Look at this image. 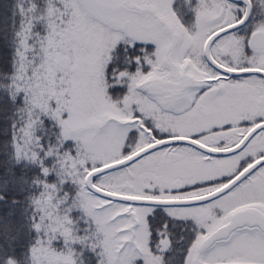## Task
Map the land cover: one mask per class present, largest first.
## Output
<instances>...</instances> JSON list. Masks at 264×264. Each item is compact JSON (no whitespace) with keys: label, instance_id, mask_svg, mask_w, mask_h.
<instances>
[{"label":"snow or ice","instance_id":"snow-or-ice-1","mask_svg":"<svg viewBox=\"0 0 264 264\" xmlns=\"http://www.w3.org/2000/svg\"><path fill=\"white\" fill-rule=\"evenodd\" d=\"M49 16L52 23L46 29L47 39L39 42L41 55L62 84L71 72L53 63L47 54L54 56L55 49L73 57L79 41L72 35V27L83 25L108 37L105 72L109 91L116 98L112 109L116 115L104 117L101 125L87 131L98 137L115 131L123 139L118 155L85 159L76 165L80 181L64 182L69 193L66 207L81 191L103 203L91 215L83 209H73L79 219H71L72 212L68 213L69 227L74 236L84 237L82 241L64 238L61 233L52 243L77 248L78 264H105L102 246L95 242L103 235L95 213L110 210L117 213L113 223L130 222V227L117 232L119 236L133 234L147 223L149 249L167 257V264L175 257L169 255L170 248L160 247L165 235L169 240L175 236L180 245V264H264V147L250 149L258 137L264 139V110L195 132H183L178 127L184 119L195 118L206 105L226 98L242 86L256 85L264 93V62L259 60L264 49L258 50L256 45L257 38L264 35V0H77L68 14L49 10ZM7 79L11 83L10 77ZM0 93L8 90L0 88ZM59 103L52 101L53 107ZM72 115L68 110L60 111L59 119L48 113L41 115L44 126L38 136L42 154L45 141L62 142L61 151L69 149L76 154L80 141L64 134L65 121ZM233 128L243 131L236 139L218 140L216 147L243 140L239 147L219 152L200 146L201 139L209 133ZM249 128L254 130L245 139L243 132ZM185 149H193L202 157L240 155V159L233 172L190 182L165 176L157 169L159 160L154 157H175ZM55 159L46 156L36 169L45 181L54 178L45 165ZM117 177L135 180L138 186L97 190V184L104 186ZM220 186L222 189L211 196L179 199L198 197ZM118 192L132 195H117ZM12 203L18 201L13 199ZM253 204L259 206L258 214L243 211ZM175 209L190 212L175 215ZM137 215L142 219L137 220ZM41 219L33 207L30 232L37 239L29 245L30 256L48 236L45 232V239H41ZM131 244L126 242L120 252ZM31 264L40 262L33 257ZM129 264L149 261L137 255L129 257Z\"/></svg>","mask_w":264,"mask_h":264},{"label":"trees","instance_id":"trees-1","mask_svg":"<svg viewBox=\"0 0 264 264\" xmlns=\"http://www.w3.org/2000/svg\"><path fill=\"white\" fill-rule=\"evenodd\" d=\"M47 3L50 4V0H43V3L40 0H0V88L8 90V93H0V260L3 264H31L33 257L40 264H78L77 248L53 244L52 240L61 233L67 239H84L74 236L73 228L69 227V212H72L71 219H79L73 211L79 208L76 198L67 207L64 203L69 195L63 187L64 182L80 181L73 170V165L79 163L77 152L73 155L69 149L61 151L62 142L49 144L45 141L42 154L38 136L44 126L40 123L41 115L52 114L46 110L38 89L44 85V67L38 66L39 42L47 39L46 31L44 37L41 34L45 25L47 28L52 23L46 18ZM92 33L85 27L73 33L79 41L78 65L88 57L85 52ZM106 52L101 53L102 57ZM48 55L54 57L51 53ZM102 57L99 55L97 65ZM48 65L50 67L47 66L43 74L55 77L56 72ZM32 68L37 70L29 76ZM49 81L51 85L57 80L51 76ZM46 156L57 158L45 165L48 172L54 173V178L48 181L36 171ZM13 199L18 203L13 204ZM33 207L42 216L41 239H45V232L48 236L44 245L37 247L30 256L29 245L37 239L30 232ZM98 243L103 249V241Z\"/></svg>","mask_w":264,"mask_h":264},{"label":"rangeland","instance_id":"rangeland-1","mask_svg":"<svg viewBox=\"0 0 264 264\" xmlns=\"http://www.w3.org/2000/svg\"><path fill=\"white\" fill-rule=\"evenodd\" d=\"M47 1L48 0H46V2ZM76 4L77 0H50V4H46V18L48 20L50 19L49 10H54L57 14L61 11L68 14V10L73 8ZM118 26L122 27L123 25ZM81 28H84V26H73L71 29L72 35L77 29L80 30ZM45 29H47L46 25ZM45 29L43 32L41 31V35H43V37L45 36ZM92 32L89 45L85 52L88 54V57H85L83 63H80L79 65L77 64L78 47L74 49V54L71 58L68 56L66 51L57 52L54 50L55 55L52 58L53 63L55 62L56 64L58 62L60 66L67 68L71 72L68 80L64 81L63 84L61 80L57 79V75L55 77L51 75L52 79L55 78L57 81H55V84L50 85L49 80L51 76L43 74L44 70L47 66H49V63L45 56H42L41 53L38 55L40 63L38 66H40V68L41 66L44 67L42 69V79L44 85L41 88H38L40 96L42 95L41 100L44 102L46 110H50L52 113L51 115L55 116L57 119H59L60 111L68 110L72 112V118L65 121L64 134L66 137H72L79 140V148L84 149V151H80L79 148L77 150L76 155L78 156V164L83 163L85 159L93 157L100 158L118 155L120 150L119 145L123 143L122 137L118 136L115 131L106 137H98L94 132L87 131L94 125L97 127L101 125L104 122V117L116 115V112L112 110L116 103V98L109 91L110 82L107 80L105 72V67L109 57L107 52L103 55V57L101 55L103 51L107 50L108 37L100 32ZM112 38L115 39L116 36L113 35ZM99 55L103 59L101 60L100 65H97L96 60ZM33 68L31 69L29 76H32L34 71L37 70V68ZM35 73H37V71ZM54 100H59L60 102L56 107H53L52 104V101ZM224 107L229 108L230 106L224 104ZM206 110L207 112L209 111L210 116L213 114L217 116V114L221 112L220 106L217 102L206 105L204 111ZM224 112L231 114V110H224ZM199 114H201V118H203L202 120H207L208 117H203L202 112L197 115ZM217 118L219 117L217 116ZM188 150L189 149H185L182 152L187 151L189 153H194L193 151ZM158 160L159 162L156 167L159 171L165 173L167 170L171 169H169V166H171L170 157H160ZM76 165H73V170H75L76 174H79L80 169L77 168ZM97 185L104 189L111 190L125 186L132 188H136L138 186L135 180L125 177H117L111 183H107L104 186L99 184ZM256 186L260 187L261 185L257 184ZM125 193L130 194L128 192ZM76 200L77 206L80 209L89 212L90 215L100 207L101 203H103L100 202L97 197L92 196L86 191H81V193L76 197ZM122 210L123 208L121 211ZM95 214L102 225L103 232V235L95 242L103 241L105 264H129V257L137 255L148 259L152 257V255L147 254V251L144 250L143 246L141 247L143 248L142 253L135 251V249H138V243L141 244L142 238L138 237L136 240L135 237L133 239L130 238L131 234L124 236L117 235V232L123 230L124 228H128L130 226V222L126 220H117L113 223V218L117 215V213L110 210L106 213L96 212ZM129 240L132 244L126 247L124 252H120L119 249ZM146 241L147 239L142 240L141 245H143V242L146 244Z\"/></svg>","mask_w":264,"mask_h":264},{"label":"flooded vegetation","instance_id":"flooded-vegetation-1","mask_svg":"<svg viewBox=\"0 0 264 264\" xmlns=\"http://www.w3.org/2000/svg\"><path fill=\"white\" fill-rule=\"evenodd\" d=\"M256 45L258 50L264 49V35H261L260 37L257 38ZM259 60L261 62H264V53H262V55L259 57ZM217 104L220 106V111H221L217 114L219 118H217V116H215L214 114L210 116L209 111L207 112V110L204 111L206 108L205 106L204 110L202 111L203 117H208L209 119L207 118L206 121L202 120L203 118H201V114L196 115L194 119L186 118L178 125L179 129L183 132H195V131H199L202 128H210L213 124L223 123L225 120L228 119L236 120L239 118H243V116L247 115L248 113H258L261 110H264V93H260L256 85L242 86L236 91L230 93L226 98L219 100ZM224 104H227L230 107L226 108L224 107ZM224 110H231V114L225 113ZM251 129L252 128H249L247 131L243 132L244 138ZM241 131L243 130L238 128H233L227 130L226 132L209 133V135L203 137L199 143L214 150L231 149L239 145V143H241L242 140H240L239 143L237 144L234 145L228 144L224 147H216V142L225 137L236 139ZM204 141H210V142L205 143ZM146 146L148 145H144L143 147ZM262 147H264V139L260 137H258L253 142V145H250V149L252 150H258ZM138 150L140 149H137V151ZM189 150L193 151L195 154L185 151V152L177 153L175 157H170L171 166H169V169L170 168L171 169L167 170V172L163 174L165 176L174 178L181 182H190L192 180H197V179H208L213 176H219L225 173H230L235 171L236 166L240 159V155L232 156V157H223V158L202 157V155L196 152L195 150L193 149H189ZM159 158L154 157L153 159H159ZM221 187L223 186H220V188ZM220 188H212L209 191H204L198 197L208 195ZM107 190L111 191V189H107ZM122 194H126V193H122ZM180 198H197V197L181 196L179 197V199ZM251 208L259 212L258 205L253 204ZM125 210L127 209L123 208L122 211ZM173 211L175 215H181V216L188 214L190 212V210L187 209H175ZM141 219L142 217L137 215V220H141ZM134 237L136 240L138 237L142 238L141 244H142V240L147 239L146 244L144 242L143 245L138 243V250H139L138 252L142 253L143 252L142 249L144 248V250L147 251V254L152 255L151 258L149 259L146 258L149 261V264H167V257H165L162 254H155L149 249L147 223L141 224V226L134 232ZM142 246L143 248H141ZM160 247L162 249H168V248L171 249L169 255L175 257V259L171 261V264H180V245L177 243L175 236H173L172 239L169 240L168 236L165 235V237L162 240V243L160 244Z\"/></svg>","mask_w":264,"mask_h":264},{"label":"water","instance_id":"water-1","mask_svg":"<svg viewBox=\"0 0 264 264\" xmlns=\"http://www.w3.org/2000/svg\"><path fill=\"white\" fill-rule=\"evenodd\" d=\"M253 130H254V128H252V129L249 131V133L245 136V139L247 138V136H248V135L251 133V131H253ZM241 143H243V140L241 141ZM200 146L203 147V148L208 149L209 151H219V152L231 151L232 149H234V148H236V147H239V145H237L236 147H233V148H231V149H217V150H214V149H210V148H208V147L202 145L201 143H200ZM147 147H150V145H148V146H146V147H144V148H147ZM141 150H143V149H140V150H138L137 152H139V151H141ZM119 162H120V161H114L113 163H119ZM256 162H258V161H255L254 163H256ZM253 166H254V164H253ZM92 171H95V169H93ZM85 179H87V178H85ZM96 188H97L98 191H106V192L109 191V190L104 189V188H102V187H100V186H98V185H96ZM220 189H222V187H221ZM220 189H218V190H220ZM216 191H217V190H216ZM216 191H214V192H212V193H210V194H208V195H205V196H202V197H197V198H204V197H206V196H211V195L215 194ZM116 194H117V195L129 196L128 194H122V193H116ZM180 199H191V198H180ZM125 211H127V210H125ZM133 211H134V210H133ZM243 211L246 212V213H248V214H251V215L258 214V211H256V210L253 209V208L245 209V210H243ZM134 213H135V212H134ZM129 227H130V226H129ZM130 238H131V239L134 238V233L131 234ZM129 241H130V240H129Z\"/></svg>","mask_w":264,"mask_h":264}]
</instances>
